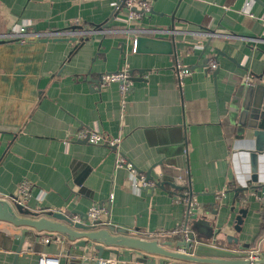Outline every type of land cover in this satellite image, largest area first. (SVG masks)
I'll list each match as a JSON object with an SVG mask.
<instances>
[{
  "label": "crops",
  "instance_id": "crops-1",
  "mask_svg": "<svg viewBox=\"0 0 264 264\" xmlns=\"http://www.w3.org/2000/svg\"><path fill=\"white\" fill-rule=\"evenodd\" d=\"M146 1L149 14L125 25L115 20L121 0H0V36L21 28L39 35L0 41V199L9 197L14 204L26 180L32 187L23 206L34 213H59L75 223L98 206L108 213L102 219L106 225L168 250L180 241L175 234L186 223L199 229L198 242L211 243L216 252L204 258H223L224 250L242 259L257 246L264 255V236L258 239L264 200L252 191L235 196L250 177L252 140L236 135L228 123L243 89L264 84V0ZM147 30L155 33L146 36L169 40L173 34L175 54H134L133 31ZM205 59L217 65L216 79L215 70L201 67ZM176 65L192 68L181 84ZM123 68L134 78L136 70H148L124 93L118 83L97 85L101 75ZM80 131H98L119 143L115 148L81 144ZM166 150L178 153V165L183 159L185 168L170 172L184 178L198 203L188 219L178 201L186 190H133L127 170L116 168L121 157L139 175L151 170L156 181L161 167L153 166L168 158ZM258 178L264 185V154L258 158ZM241 208L247 215L236 233ZM200 220L204 226L197 227L193 222ZM209 226L220 244L200 239ZM18 231L0 222V264H13ZM223 234L236 238L237 245H228ZM71 245L58 234L41 233L16 264H37L40 254L65 255L61 264H69ZM117 251L118 257L104 252L101 258L123 264L141 255L160 264L142 252ZM89 257L95 255L85 263Z\"/></svg>",
  "mask_w": 264,
  "mask_h": 264
},
{
  "label": "water",
  "instance_id": "water-1",
  "mask_svg": "<svg viewBox=\"0 0 264 264\" xmlns=\"http://www.w3.org/2000/svg\"><path fill=\"white\" fill-rule=\"evenodd\" d=\"M113 18L114 14L111 15L109 21H112ZM146 34V31H133V35H135L133 41L134 54L168 56L175 54L176 49L173 34L170 40L163 37H150L146 36ZM68 40L74 42L76 38H70ZM209 43L210 41L208 44ZM205 49L203 53H205ZM209 61L210 59H205L201 66L205 72L208 71ZM147 70L148 69L136 70L138 73L137 78L132 77L133 71H129L130 80L137 82L143 80V74ZM190 70H192V68ZM217 74V70L212 73L213 79H216ZM97 85L99 86V81ZM234 102L235 106L231 105V110L228 115V123L232 124L234 127L236 135L247 137V140H252L248 141V143L252 142V148L250 151H247L250 160V177L245 181L243 187L235 190V196L237 197L238 193L252 191L255 192L259 200H264V185L259 184L258 178V158L264 154V84H256L244 88L241 92L240 102ZM80 143L86 144L87 142L83 140L80 141ZM164 153L168 158L163 159L160 163L153 166L161 167L160 177L154 181L151 170L147 171L145 174L146 181L152 182L153 186L140 188L141 191L147 192L149 190L153 192L155 189L165 190L167 186L173 190H182L180 180L184 178L178 179L177 176L172 177L170 171L185 168L183 159H181V164L178 165L175 159L178 153L176 154L174 152L172 153L174 155H169L167 150L164 151ZM172 157H174V159ZM246 215L247 209H239L234 223V231L236 233H240ZM0 222L9 224L19 230L16 236L19 243L15 251L16 255L13 264H16V258L20 252H31L33 246L38 244L40 234L46 232L58 234L72 244L69 247L71 251L69 255L72 256H70L71 259L69 264H91V261H93V264H97L96 260L90 259L91 257L86 259L88 262L85 263L84 258L94 254L97 259H100L104 252H109L115 257H118V249H129L158 257L160 259V264H248V262L243 259H233L237 255H235L234 252L232 253L224 250L219 253L225 256L223 258H204L203 256H216V252H211V243L206 245L205 243L197 241L199 239V229H190L188 234L190 242H185L181 235L180 241L173 244L172 250H168L163 248L156 241L126 236L125 230L115 229L113 226L109 225L104 228L101 221H94L91 223L87 215H84V218L80 219L79 222L73 223L70 217L68 218L62 214L52 212L34 213L25 209L24 206L17 203H9L4 199H0ZM193 223L197 227L204 226L201 220ZM208 230V235H203L200 239L206 242H214V245L220 244L216 240V235L212 232L211 226L208 227ZM222 238L223 241H227L228 245H237L238 243L236 238L232 239V237L226 236L225 234L222 235ZM193 242L198 243L195 248V256H189L179 252L180 248L190 249ZM206 251H210L211 253H207ZM238 254L237 256H243L240 253ZM136 261L144 264H154L153 260L148 261L146 256L141 255ZM258 264H264V255H261Z\"/></svg>",
  "mask_w": 264,
  "mask_h": 264
},
{
  "label": "built area",
  "instance_id": "built-area-1",
  "mask_svg": "<svg viewBox=\"0 0 264 264\" xmlns=\"http://www.w3.org/2000/svg\"><path fill=\"white\" fill-rule=\"evenodd\" d=\"M121 3H122V7L120 9ZM120 4L115 5L114 13L117 15V17H115V20L120 21L125 25H129L131 23L140 21L145 15L149 14L151 10V6L146 0H121ZM146 32L148 34L155 33V31L153 30L152 31L147 30ZM55 36L57 37V35ZM26 37L34 38V37H39V35L35 34L33 36H29L25 31V29L21 28L18 31H12L6 35L0 36V41L18 40L24 42ZM208 67L210 71H213L216 69L217 65L215 64V62H210V66L208 64ZM191 72L192 70L188 68H182L179 65H176V79L178 83L181 84L182 80H184L187 77H190ZM253 80H254V76L249 75L247 77V82H251ZM111 83H118L119 89L122 93L129 91L132 87V81L130 80L128 69L123 68L119 72L111 73V74H103L99 77L100 87H106ZM77 140L78 141L85 140L88 144L91 145L103 144L109 148H115L119 143V139L108 138L104 134L99 133L98 131H87V132L80 131L79 133H77ZM116 168H125L127 170L130 179V186L132 187L133 190L140 191V188L153 186L152 182H147L146 177L144 175L137 174L133 166L129 165V163H127V161L121 157H118L116 160ZM182 183L184 184L183 185L184 188H186L185 187L186 183L184 179L182 180ZM31 187H32L31 183H29L26 180L22 181L18 186L17 195L14 197V202L23 206L25 201L30 196ZM8 198L9 197H4L3 199L7 201ZM220 198H221L220 196H217V199ZM178 201L184 204L186 208L185 217L187 219L191 217L193 215V212L198 209V203L196 201L194 194L188 191L187 188L185 195L182 196V199H179ZM107 214L108 213L103 208H100L98 206H92L87 211V217L91 223L94 221H101L102 225L104 226L107 225L103 223L102 219ZM76 222L79 221H75V223ZM178 231L183 236V240L185 242H190L188 235L190 229H188L186 223H183V225H181L178 228ZM126 233H130V231H126ZM43 243L47 244L49 243V240L44 239ZM197 244L198 243L193 242L192 247L190 249L180 248L179 252L189 256H195V251H196L195 248ZM63 257H65V255L40 254L37 260V264H61V259ZM260 258H261V249L259 246H257L256 248L245 252L244 257L242 259L247 261L248 264H258ZM90 259L96 260L97 264H118V261L115 259H102V258L97 259L96 257H91ZM123 264H144V263L129 261Z\"/></svg>",
  "mask_w": 264,
  "mask_h": 264
},
{
  "label": "trees",
  "instance_id": "trees-1",
  "mask_svg": "<svg viewBox=\"0 0 264 264\" xmlns=\"http://www.w3.org/2000/svg\"><path fill=\"white\" fill-rule=\"evenodd\" d=\"M185 190H186V188H183L182 190H180V192L182 193ZM261 221H262V223H261V228H260V233H259L258 239L261 238L262 236H264V205L262 206V210H261ZM175 236H177L180 239L181 233L179 231H177ZM255 243L252 244V246H255ZM261 246H262V248H264V240L262 241V245Z\"/></svg>",
  "mask_w": 264,
  "mask_h": 264
}]
</instances>
